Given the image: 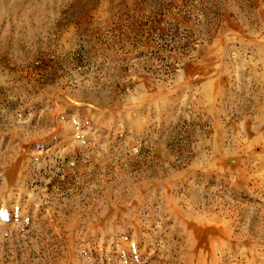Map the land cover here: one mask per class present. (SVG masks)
Listing matches in <instances>:
<instances>
[{"label":"rangeland","instance_id":"1","mask_svg":"<svg viewBox=\"0 0 264 264\" xmlns=\"http://www.w3.org/2000/svg\"><path fill=\"white\" fill-rule=\"evenodd\" d=\"M0 264H264V0H0Z\"/></svg>","mask_w":264,"mask_h":264}]
</instances>
